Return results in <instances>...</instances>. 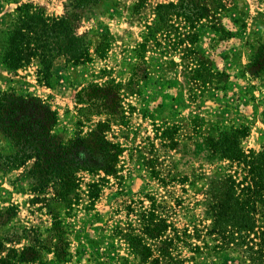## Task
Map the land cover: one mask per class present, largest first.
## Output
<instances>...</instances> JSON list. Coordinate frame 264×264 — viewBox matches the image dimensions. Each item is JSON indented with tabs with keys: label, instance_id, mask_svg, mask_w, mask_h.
I'll return each mask as SVG.
<instances>
[{
	"label": "rangeland",
	"instance_id": "374dc122",
	"mask_svg": "<svg viewBox=\"0 0 264 264\" xmlns=\"http://www.w3.org/2000/svg\"><path fill=\"white\" fill-rule=\"evenodd\" d=\"M177 1L0 0L6 263L153 264L160 257L165 264L164 241L167 264H242L238 249L192 238V226L210 223L204 200L234 171L222 155L224 136L235 130L244 150L264 149V0H223L214 13L218 30L205 19L192 27L190 16L177 14L164 23L158 4ZM186 3L190 14L192 0ZM23 4L67 17L89 58L73 62L60 53L44 70L36 56L7 53ZM94 131L112 147L111 165L103 166ZM83 144L96 148L94 160L81 153ZM71 176L78 196L67 206L53 200L51 182L34 185ZM150 216L153 226L168 225L152 238Z\"/></svg>",
	"mask_w": 264,
	"mask_h": 264
},
{
	"label": "trees",
	"instance_id": "16d2710c",
	"mask_svg": "<svg viewBox=\"0 0 264 264\" xmlns=\"http://www.w3.org/2000/svg\"><path fill=\"white\" fill-rule=\"evenodd\" d=\"M76 1L87 3L97 0ZM222 1L192 0L190 14L185 12L187 10L186 0L158 4L157 9L159 12L165 9L163 11L164 23L170 20L171 15L177 14L184 17L190 16L192 27L205 19L211 22L213 28L218 30L219 23L214 21L218 18L214 16V13L223 7ZM12 20L13 28L6 52L17 60L36 56L40 66L44 65V70H47L48 64L52 63L54 57L60 53H63L67 60L73 62L85 61L89 58L88 43L83 36L77 34L75 25L65 16H46L38 7L23 4L16 9ZM163 20L160 19L162 22ZM101 135L103 134L100 131L92 132L91 141L95 139L94 144L99 145L97 151L101 153L100 160L103 161L105 167L112 164L114 154L110 144ZM238 139L239 135H235V130H231L230 134L223 138L222 155L232 162L230 167H233L234 164L235 168L234 171L229 169L223 174V179L216 190L214 187L209 190L204 202L206 204L205 215L210 219V223L202 228L194 224L192 226V238L204 242V245H207V239H209L214 243L213 249L218 251L238 249L242 254V264H264V149L246 151ZM92 147L94 146L83 144L81 153H84L86 149L89 150V157L94 160L95 155L92 152L96 148ZM39 168L41 165L39 161H36L33 165V171H39ZM86 169L93 171L91 169L94 168ZM49 182L55 188L53 200L65 206L76 201L78 193L75 192L77 187L75 178L72 176L71 178L59 177L44 182L40 179L36 180L34 185H43ZM91 195L96 197V194ZM161 221L162 224L159 227L153 226L151 216L146 220V233L151 238L158 236L160 230L163 231L167 228L166 219ZM54 224L57 226L59 222L55 221ZM56 235L59 239L62 238L61 235ZM206 236L208 238L205 239ZM163 244L164 247L160 248V254L167 264L170 257L167 254L168 250L165 244L168 243L163 241ZM199 246L194 243V248L199 249ZM160 260V257L153 259V264H160ZM0 262L6 263L1 258ZM174 264L189 263L184 259H179Z\"/></svg>",
	"mask_w": 264,
	"mask_h": 264
}]
</instances>
